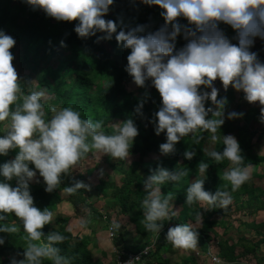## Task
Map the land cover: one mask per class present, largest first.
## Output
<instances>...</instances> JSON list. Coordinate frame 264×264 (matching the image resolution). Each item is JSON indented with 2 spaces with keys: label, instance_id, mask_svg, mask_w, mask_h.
<instances>
[{
  "label": "clouds",
  "instance_id": "1",
  "mask_svg": "<svg viewBox=\"0 0 264 264\" xmlns=\"http://www.w3.org/2000/svg\"><path fill=\"white\" fill-rule=\"evenodd\" d=\"M145 5L159 6L164 23L156 30H147L140 24L125 30L112 19H106L109 6L114 0H24L33 9L41 8L48 16L61 21H78L75 32L80 38L97 36L100 40L115 39L126 49V71L137 86L146 81L158 90L162 105L156 112L152 123L155 133L166 134L167 142L160 144L163 154L175 150L176 142L197 130L211 133L210 140L215 143L217 135L225 122L224 112L228 103L226 96L220 95L215 81L219 79L226 91L229 86L242 91L244 99L250 103L259 102L260 121L264 123V60L253 50L256 41H264V0H141ZM181 19L186 23H181ZM221 25L229 26L233 36L227 35ZM118 27L120 30L117 31ZM178 38L185 43L177 47ZM235 41V42H234ZM15 39L0 30V122L10 119L6 135H0V156H7L10 150L18 149L15 158L0 163V221L8 213L22 220L27 244L23 252H16L10 264H68L61 256L56 242L65 240L59 232L47 235V243L42 241V229L53 220V213L45 208L40 210L34 205L30 194V183L39 176L46 183V191L51 193L61 182V174L69 173L78 166L91 150L109 154L113 158L125 160L130 155L138 128L129 118L116 126L114 134L102 130V121L82 118L79 110L71 106L53 108L54 115L49 121L44 119L45 110L42 90L24 94L13 66L10 49ZM64 45V41H61ZM210 89V91H209ZM23 97L22 105L16 103ZM219 97V98H218ZM211 101L212 106L206 107ZM144 101L135 111L142 114ZM15 104V111L10 106ZM211 113V118L209 114ZM242 112L227 113L229 119L242 117ZM90 138V139H89ZM197 143L199 139L194 137ZM223 151L214 148L206 150L207 155L220 162L227 159L230 167L224 172V179L230 182L231 191L218 190L212 194L203 188L204 179H196L187 188V204L196 202L207 206L227 208L232 203L231 192L237 191L249 181L251 165L244 166L241 146L234 135L223 136ZM184 155L191 159L194 151ZM34 165V168L30 167ZM208 163L199 165V173L204 176ZM187 172H172L160 167L146 181L150 189L143 200L145 228L158 233L162 227L158 221L176 216L171 210V194L164 196L160 185L166 181H178ZM15 180V186L10 182ZM37 182H39L37 180ZM88 187L82 181L64 189L74 194L80 188ZM199 223V213L196 215ZM82 219L80 227H85ZM121 227L119 219H114L111 229L115 233ZM19 229L15 222L11 225L0 224V233H16ZM167 240L174 248L196 250L198 232L191 223L170 227ZM5 237L0 235V246ZM23 258L18 259L17 257ZM213 259H217L213 257ZM128 264H133L130 260Z\"/></svg>",
  "mask_w": 264,
  "mask_h": 264
},
{
  "label": "trees",
  "instance_id": "2",
  "mask_svg": "<svg viewBox=\"0 0 264 264\" xmlns=\"http://www.w3.org/2000/svg\"><path fill=\"white\" fill-rule=\"evenodd\" d=\"M23 2L24 0H0V30L5 31L16 41L10 49L14 57L13 65L17 56H20L21 62L18 67L21 71H23L22 68H29L31 81H35L32 91L42 90L46 93V97L42 98L45 110L44 119L49 121L52 118L53 108L61 109L71 106L80 111L82 118L102 121V130L106 134H114L109 129L114 121H119L122 124L129 118L133 119L138 128V135L134 138L133 145L129 150L130 160L128 158L120 160L108 154V165L114 175L119 177V182L101 177L94 188L98 199H110V202H106L105 205L107 208H111V212L102 214L94 208L89 202L85 188L78 189L74 194L64 191L66 187L72 186L84 178L82 174H75L73 170L67 174H61L60 185L51 193L45 190L47 185L43 177L40 182L30 184V194L33 196L34 205L40 210L48 208L54 213L57 206L65 201L70 204L76 217L87 220L85 228H90V225L96 222L102 225V232L109 231L113 218L127 217L135 234L140 236L143 242L138 246L126 245L123 226L115 230V233L113 232L112 241L115 249L123 252L126 256L139 254L145 248H150L148 255L143 256L139 264H170L169 259L165 257L168 251L173 248L171 242L167 240L168 229L188 222L195 223L196 215L199 213L202 219L200 218L201 227L196 229L198 242L203 252L207 253V240L211 239L208 233L214 230L210 218L216 213L219 214L221 209L219 206L209 207L211 212L206 217V212L200 209L199 202L191 206L187 204V188L196 179L203 178L205 191L212 194L218 190L231 191L230 182L224 179V172L229 169L230 162L227 159L217 162L208 156L206 151L207 147L212 146L211 149L214 148L222 152L224 135H234L239 141L241 154L244 157V166L250 164L257 168L264 165V157L253 154L254 147L264 140V123L259 119L261 106H249L243 110L240 105L236 112H242L243 116L232 119L227 117L225 111V122L217 133L220 139L215 143L210 140L211 133L206 130H197L176 142L173 152L163 154L159 146L167 142L166 134L162 132L165 137L157 135L155 125L152 123L154 119H158L155 114L162 105V97L158 90L150 80L145 82V86L150 90V95L136 94L125 88L127 82L134 83V81L126 71V66L120 65L119 62L127 63V56L131 50L124 48L115 39V34L111 40L105 39L99 42L96 37L103 33H97L96 36L86 39L80 38L74 30L78 21L57 20L48 16L41 8L30 7L26 11V17H22L19 7ZM161 11L162 9L157 5L148 8L141 0H114V3L109 6V12L105 18L114 20L125 30H131L140 24L146 25L147 30H156L164 23L163 17L160 15ZM181 23H186V20L181 19ZM221 27L230 37L234 35L229 26L221 25ZM119 30L120 27L117 31ZM62 40L64 45L61 44ZM184 43L182 38H178L177 47H182ZM17 50H19L18 55ZM262 53H264V49ZM258 55L262 57L261 54L258 53ZM42 59H48V63L40 68L39 64ZM51 60H54L52 69L49 68ZM18 81L21 91L25 95L28 94L30 91L26 90L24 83ZM227 94L230 95L231 92L228 91ZM48 97H52L51 100H48ZM239 98L243 103L246 102L243 93ZM142 100L144 103L141 109L142 114H140L135 109ZM16 103L22 105L23 97ZM208 106L215 107L211 105L210 100L206 102V107ZM15 108V104L10 106L11 111H15ZM209 118H211V113ZM7 124H9V120L0 122V135H6L9 131L4 129ZM194 137L200 138L199 143ZM17 151L18 149L10 150L7 156H0V163L11 160V158L14 159ZM186 151H194L195 155L188 159L184 155ZM95 152L97 151L91 150L86 154L85 159ZM153 153H156L158 157L151 163L149 157ZM113 159L116 160L112 162ZM202 162L209 165L203 177L199 173V165ZM30 167L34 168V165L30 164ZM160 167L176 173L186 171L187 175L182 176L178 181L169 180L160 185L162 195L171 194V210L177 214L174 217L170 216L168 219L158 221L162 227L158 233H152L144 226L146 209L143 206V200L150 191L146 188L148 177ZM10 183L15 186L16 181L13 180ZM58 192H63L64 200ZM248 192L249 188L246 182L237 191L231 192V195L232 198H237ZM5 215L6 219L0 221V224L11 225L15 222L19 231L0 233L5 237V244L0 246V264H10L16 252H23L27 244L22 220L14 213ZM67 224V218L59 219L55 225L46 224L42 229L45 234L42 241L47 243L48 234L59 232L65 236V240L54 243V246L60 249L59 254L67 259L68 264H102V260L93 259L91 251L92 249L97 250L100 245L96 232L92 231L90 236L74 237L67 229ZM213 234L215 236L214 232ZM246 253L249 251L244 252V254ZM101 255L102 258H106V253L101 252ZM218 255L227 264L236 262L238 259L234 248L227 245L220 247ZM113 256L115 258L114 253ZM195 259L194 256L189 255L178 264H197ZM43 264H52V261L45 259Z\"/></svg>",
  "mask_w": 264,
  "mask_h": 264
},
{
  "label": "rangeland",
  "instance_id": "3",
  "mask_svg": "<svg viewBox=\"0 0 264 264\" xmlns=\"http://www.w3.org/2000/svg\"><path fill=\"white\" fill-rule=\"evenodd\" d=\"M148 8H152V6L145 5ZM30 5H27L26 3H22L19 7V12L22 17H26V11L30 8ZM256 52L261 54L262 58L261 60H264V53H262L264 49V41L257 40L256 44L253 48ZM17 55L19 53V50L16 51ZM21 62L20 56H17V59L14 63V68L17 71L18 74V80L22 81L24 83L26 90L32 91L34 88L35 81H31L30 78V69L29 68H22L23 71L18 67V64ZM53 62L54 60L50 61L49 68H53ZM48 63V59H42L39 66L42 68L44 64ZM120 65L127 66V63L125 61H120ZM33 79V78H32ZM216 87L220 89V95L226 96L228 103L225 107V111L231 112L236 111L237 108L242 105L243 110L246 108V104L240 100L239 96L242 93V91H236L235 89L229 88L225 91L223 88V85L220 81H215ZM125 88L129 92H135L136 94L140 95H150V90L144 85V86H137L133 82H127L125 84ZM231 92L230 95L227 94V92ZM52 97H48V100H51ZM219 98V97H218ZM248 104L247 107H257L259 102L250 103L246 101ZM244 105V106H243ZM246 105V106H245ZM9 119V124H10ZM119 121H114L109 129L111 132L115 131V128L117 125H119ZM5 130H9L6 126H4ZM161 137H165L164 133H160ZM212 146L207 147L206 150H210ZM157 154L153 153L150 155L149 159L152 163L154 160L157 159ZM12 159V158H11ZM110 160V159H109ZM116 159H113L112 162H114ZM128 160L129 157H128ZM108 162V154L102 153V152H95L92 156L88 157L87 159H84L82 163H80L78 166H75L72 170L75 174H82L84 176L82 182L87 185L88 187H85L86 193L89 197V202L96 208L99 212L102 214H106L111 212V208L106 207V202H110L109 198L105 199H98L95 194V186L98 183V179L103 177L104 179L113 180L115 182H119V177L114 175L112 169L109 167ZM101 172V174H99ZM37 180L40 182L42 180V177L39 176V171L37 170V177L34 178L33 182L30 184L38 183ZM58 194L61 196V198L64 200L65 195L63 192H58ZM62 200V201H63ZM68 219L67 229L72 233L74 237H80V236H90L92 231L96 232V237L99 240L100 248L97 250H91L93 259L94 260H102V264H115L114 262V242L109 237V231L102 232V225L93 222L90 225V228L80 227V222L82 218H78L75 216L72 207L67 202L63 201L61 204H59L56 208V211L53 213V220L50 222L51 225L57 224V221L59 219ZM117 218H113L112 221ZM121 222V226L125 228V232L123 236L125 237L126 245L128 246H138L143 242V239L136 235L133 229V226L129 224L127 217H120L118 218ZM108 246V247H107ZM104 248H107L108 251H103ZM112 249V252L110 250ZM101 252L106 253V258H102ZM192 252V250H181L172 248L168 253L166 254L167 258L169 259L171 264H178L181 260V257L183 256H189V254Z\"/></svg>",
  "mask_w": 264,
  "mask_h": 264
},
{
  "label": "crops",
  "instance_id": "4",
  "mask_svg": "<svg viewBox=\"0 0 264 264\" xmlns=\"http://www.w3.org/2000/svg\"><path fill=\"white\" fill-rule=\"evenodd\" d=\"M245 104L248 106L246 102ZM253 154L264 157V140L254 147ZM250 171L251 176L247 181L249 192L237 198L233 197L232 203L227 208L220 207L221 212L210 218L214 230L208 233L211 239L207 240V253L203 252L198 242L197 249L189 254L196 258L197 264H214L209 253L221 260L218 254L222 245L234 248L238 258L236 262L228 264H264V165L257 168L251 165ZM199 206L201 210H205L206 217L210 215L209 206L200 202ZM200 221L190 222L195 230L201 227ZM103 251L108 250L104 248ZM245 251L249 253L244 254ZM186 257L188 256L181 257V260ZM223 264L227 263L223 262Z\"/></svg>",
  "mask_w": 264,
  "mask_h": 264
},
{
  "label": "built area",
  "instance_id": "5",
  "mask_svg": "<svg viewBox=\"0 0 264 264\" xmlns=\"http://www.w3.org/2000/svg\"><path fill=\"white\" fill-rule=\"evenodd\" d=\"M109 237L112 240L114 237L113 230L110 228L109 229ZM150 248H145L143 252L139 254H128L127 256L124 255L123 252L117 251V249L114 248V254H115V264H128V261H132L133 264H139L143 258V256H147L149 253ZM209 253V252H208ZM209 255L211 256V260L214 264H223V262L218 259H213V257L210 253Z\"/></svg>",
  "mask_w": 264,
  "mask_h": 264
}]
</instances>
